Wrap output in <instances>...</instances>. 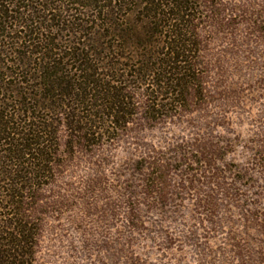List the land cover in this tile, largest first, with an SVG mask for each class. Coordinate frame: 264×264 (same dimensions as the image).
Here are the masks:
<instances>
[{"label": "rangeland", "instance_id": "374dc122", "mask_svg": "<svg viewBox=\"0 0 264 264\" xmlns=\"http://www.w3.org/2000/svg\"><path fill=\"white\" fill-rule=\"evenodd\" d=\"M92 1L0 0L15 17L0 100L25 102L27 129L51 126L40 161L0 150V188L24 187L34 264H264V0H167L190 49L172 64L182 74L165 67L178 38L151 0ZM55 58L61 86L45 73ZM111 87L128 103L118 122Z\"/></svg>", "mask_w": 264, "mask_h": 264}, {"label": "trees", "instance_id": "16d2710c", "mask_svg": "<svg viewBox=\"0 0 264 264\" xmlns=\"http://www.w3.org/2000/svg\"><path fill=\"white\" fill-rule=\"evenodd\" d=\"M25 1V0H23ZM92 2L96 3V0H93ZM115 0H111V3H114ZM166 2V3H165ZM173 5L176 9L181 7L182 10L185 11L188 10L187 1L185 0H169L168 4ZM2 3H7V7H9V0H2ZM147 4L151 5V9L153 12H158L156 14L163 15V17L160 20L159 27L166 30L167 35L169 34L171 38H178V44L176 45V48L171 49L170 52L173 53L175 56L171 58V60H167L165 67H170L168 72L176 71V74H182L183 70L186 71L185 67H183V70L179 67H175L173 65H176L178 62H185L182 60H179L181 56L184 57L186 55V51L190 50L187 49L184 40L186 38V34L183 33L184 28L181 27V25L173 24V20H175V15L181 16V12H174V7H170V11H165L163 7L167 5V0H151L150 2H147ZM110 5V4H109ZM109 8V6L105 5L104 9ZM163 14L161 13V11ZM11 10L8 8H3V6L0 9V32L1 34L5 33V24L12 23V19H15L14 15L10 13ZM158 15V16H159ZM174 16V17H173ZM184 16L181 17L184 19ZM157 23V22H156ZM163 25V27H162ZM4 26L2 29L1 27ZM163 31V30H162ZM176 41V40H175ZM174 43V42H173ZM168 48V46H167ZM79 58L84 56L83 53H78ZM62 59L53 61V71H50L49 68L46 67L48 70L47 75L48 78L53 77L59 79V85L61 86L65 79V77H60L59 74L61 73V67ZM84 60V58H83ZM161 61V64L165 65V62ZM173 64V65H172ZM84 65L89 66L88 62ZM87 69H91L89 66ZM93 69V68H92ZM164 70V69H163ZM84 71V70H83ZM85 76H83V79ZM87 79H90L89 76ZM173 79V78H172ZM182 79L185 78H177L173 79V86L178 87V84ZM62 82H61V81ZM95 84H99L98 87L103 89L106 88L108 84L102 85L100 81L94 80ZM162 81V80H161ZM87 82V80H86ZM85 82V84H87ZM163 82V81H162ZM71 87H73V84L67 82ZM82 85V84H80ZM161 88L162 85L158 84ZM3 82L1 81L0 77V91L4 89ZM100 89V93H103V91ZM66 92H63V96L70 95L71 92L69 89H66ZM107 90V89H105ZM110 90V91H109ZM114 90L113 87L108 89L107 96L111 100L108 105L105 103L106 108L105 110L111 109L112 112L108 113L109 116L114 117V121L118 122L117 120L125 119V113L127 109L128 103L126 102V96L123 95L120 92L112 91ZM89 94L87 91L84 92V95L80 97L78 94L80 100H86V98L89 97ZM105 94V93H103ZM78 98V99H79ZM104 100V99H103ZM110 105V106H109ZM30 112V108L26 107V104L24 101H19L18 105L10 104L9 102H6L5 100H0V150L3 149L4 146H9L8 149L5 151H9L10 156H5V158H13L15 160L19 161V166L21 168H25L22 165V158L20 157L19 153L22 155H31L34 156V160L40 161L42 160L40 158V152H45V149H36L34 148L35 145H40L38 143V139H43V134H46L47 128H50V125L44 124L43 126L40 124L32 123L31 127H28L26 124H22L23 121H26L28 117H31L28 115ZM124 115V116H123ZM26 119V120H25ZM117 119V120H116ZM32 127H35L32 128ZM22 136L21 138H16V136ZM32 150L39 151V154L36 152H31ZM2 151V150H1ZM39 155V156H38ZM44 155V154H42ZM24 162V161H23ZM25 163V162H24ZM33 163V162H32ZM38 165V167L41 165L39 162H35L33 164ZM5 163L2 161V157H0V167L3 169L2 177L5 178V173H8L7 169L5 168ZM18 165V163L16 164ZM23 169H20L19 172L16 174V179H14L16 184H18V181H22L25 177L24 175L28 172L23 173ZM20 173V174H19ZM24 174V175H23ZM1 181V180H0ZM2 182V181H1ZM4 187L0 188V201L3 202V204L0 206L2 209L6 208L8 209L6 213L2 216L1 219V225H0V264H34L35 262V247H36V237L37 233L34 231L35 229L33 226H30L31 222L27 221L24 216V205H23V196L21 195L20 191L23 190L24 187L15 188V189H9L7 188V192L5 190L2 191ZM5 193V194H4ZM25 218V219H24Z\"/></svg>", "mask_w": 264, "mask_h": 264}]
</instances>
